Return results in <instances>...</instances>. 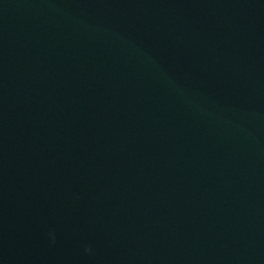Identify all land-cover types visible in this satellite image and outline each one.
<instances>
[{
    "label": "water",
    "instance_id": "95a60500",
    "mask_svg": "<svg viewBox=\"0 0 264 264\" xmlns=\"http://www.w3.org/2000/svg\"><path fill=\"white\" fill-rule=\"evenodd\" d=\"M0 264H264V0H0Z\"/></svg>",
    "mask_w": 264,
    "mask_h": 264
},
{
    "label": "clouds",
    "instance_id": "9594fccd",
    "mask_svg": "<svg viewBox=\"0 0 264 264\" xmlns=\"http://www.w3.org/2000/svg\"><path fill=\"white\" fill-rule=\"evenodd\" d=\"M53 240H54V237H53ZM86 251L91 252V249L90 248L89 249H86Z\"/></svg>",
    "mask_w": 264,
    "mask_h": 264
}]
</instances>
